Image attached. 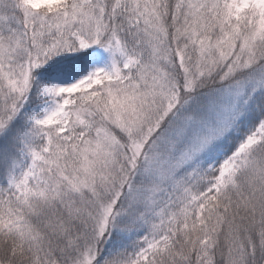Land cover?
I'll return each instance as SVG.
<instances>
[{
  "label": "snow or ice",
  "instance_id": "6c2138e0",
  "mask_svg": "<svg viewBox=\"0 0 264 264\" xmlns=\"http://www.w3.org/2000/svg\"><path fill=\"white\" fill-rule=\"evenodd\" d=\"M0 264H264V0H0Z\"/></svg>",
  "mask_w": 264,
  "mask_h": 264
}]
</instances>
